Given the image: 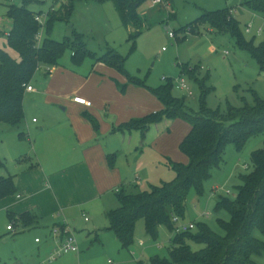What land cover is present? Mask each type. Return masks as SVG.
I'll return each instance as SVG.
<instances>
[{
    "label": "rangeland",
    "instance_id": "374dc122",
    "mask_svg": "<svg viewBox=\"0 0 264 264\" xmlns=\"http://www.w3.org/2000/svg\"><path fill=\"white\" fill-rule=\"evenodd\" d=\"M31 1L28 9L32 12L57 10L59 6L58 1L53 0ZM153 1L144 3L138 9L144 24L140 34L134 39L133 51H131L132 42H129V35L134 32V29L122 26L110 1H75L71 17L68 20L56 21L48 36L56 42L84 41L86 51L95 57H101L107 52L117 54L125 59L123 66L126 74L144 81L148 87L156 88L165 84L166 80L171 81L172 95L183 100V109L187 114H195L198 111L199 89L193 80L197 78L202 81L206 75L209 76L206 87L211 88L206 104L212 110L220 108L224 111L226 104L241 107L244 104L241 98L247 104H252L253 98L249 88L253 89L259 99L264 100V74L259 72L255 60L247 53L238 50L229 35L212 33L208 25L198 26L194 22L203 12L228 9L230 15L239 22L246 40L253 38L254 44L258 45L264 39V15L249 11L244 4L253 0H159L156 4ZM20 5L21 0L10 2L0 0V50L9 53L13 58H17V55L7 47L6 43L8 32L12 27L7 13L9 6L19 7ZM248 25L251 26V34L244 32ZM169 33H173L174 37H169ZM46 34V30L42 29L41 37L45 38ZM77 35L82 38H75ZM107 68L112 69L105 63H95L90 56H84L78 64H75L71 51L67 49L50 75L45 76L43 72L36 73L30 83L35 93L25 94V118L21 126L11 128L0 124V161L8 174L15 177L18 168L28 165L21 161L25 158L29 146L34 145L35 135L34 132L27 133L29 129L25 130L27 119L29 118L30 121L35 119L38 124L33 127L38 128L45 120H48L47 113L53 117H61L62 114L59 111H63L62 106L59 107L57 104L60 101L54 100L53 97L63 92L71 97L79 94L83 82L78 78L100 77L105 75L104 70ZM186 68L194 70L192 78L182 75V69L186 72ZM118 77L119 75L114 79L118 80ZM180 78L185 79L192 96H187L186 92L178 89L177 82ZM118 83L126 85L127 81ZM49 103L55 105L50 107ZM132 110L134 112L132 118H140L138 117L141 116L140 112H144L142 106L139 109L133 107ZM173 123L171 133L175 132L174 142L179 137L182 141L189 132L190 126L182 119L173 120ZM149 127L150 130L148 129V134L146 133L149 144L145 148H140L149 155L148 161L144 160L143 168L134 163L135 154H124L119 158L126 167L127 174L130 175L128 181H138L136 185L141 191L147 190L149 185L156 186L161 182L171 181L174 178V172L170 169L168 162L178 163L172 158V161L165 158L158 161L147 152L154 153L156 150L150 143L158 134L157 125L153 124ZM19 134L23 135L21 139L18 138ZM29 134L32 135L29 136ZM28 136L31 137V142ZM46 136L47 140L52 139L51 135ZM170 143L173 145V156L175 155L176 159L179 157L187 160L179 150L180 142L175 145L171 139ZM263 144L264 133L249 139L240 152H237L232 145H228L222 156V164L212 171V177L203 184L202 195H198L194 189L190 190L185 202L184 217L174 221L175 227L180 228L190 224L196 227L202 223L217 235L223 236L224 232L219 226V221L228 222L230 217L225 210L215 211V204L219 197L234 200L236 188L241 185L239 176L250 171L251 155L261 149ZM74 154L77 156V152ZM137 160L140 163V160ZM4 168L0 166L1 176L7 174ZM134 168L137 171L135 174ZM227 191L230 192L229 195ZM115 193V190L109 192V195L103 198V204H100L106 208L107 212L118 207ZM15 196L16 194L11 197ZM11 197L7 198L11 199L10 202H14ZM7 198L0 200V264H108V260L114 264H150V260L156 256L169 260L170 239L174 233H169L165 227H160L156 238L153 239L145 234L141 220L136 225L134 244L129 250H125L114 233L106 230L108 222L104 213L96 215L95 221L92 219L97 209L94 206L96 204L91 205L89 209L84 208L83 211L81 209L71 214L72 220L76 222L77 232L74 236L78 252L61 254L52 258L60 246L59 241L51 237L49 228L53 225L49 223L48 229L37 227L29 230L17 221L14 226L15 232H12ZM106 201H108L107 204ZM84 216L93 220L94 223H85ZM95 228L100 229V242L91 246L84 239V234ZM195 231L196 228L192 232ZM35 240L38 242L36 243ZM189 245L195 251L201 248L191 242ZM260 263L264 264V260H260Z\"/></svg>",
    "mask_w": 264,
    "mask_h": 264
},
{
    "label": "trees",
    "instance_id": "16d2710c",
    "mask_svg": "<svg viewBox=\"0 0 264 264\" xmlns=\"http://www.w3.org/2000/svg\"><path fill=\"white\" fill-rule=\"evenodd\" d=\"M57 1L58 9L47 13L43 28L47 34L40 41L35 37L42 29L34 21L35 12L28 9L32 1L21 0L19 7L9 6L7 17L12 27L6 43L17 58L0 50V124L12 128L21 126L24 121L25 87L30 85L38 72H43L45 76L50 75L67 49L71 51L75 64L84 56L92 57L95 63L107 64L123 75L128 85L145 89L157 98L163 107L159 112L131 119L121 128L136 129L144 134L149 126L163 119H182L189 124L190 130L179 144V150L187 158V163L168 162L174 172V178L156 186L149 185L147 190H139L136 184L123 186L115 193L118 207L105 214L108 222L106 230L114 233L125 250H129L134 244L136 225L141 220L145 234L153 239L156 238L160 227L174 233L170 239L169 260L156 256L150 260V264H261L260 260H264V144L261 149L252 153L250 171L239 176L241 185L236 188L234 200L219 197L215 204V211L225 210L230 217L228 222L219 221L223 236L217 235L202 223L195 227L194 233L193 230L176 233L174 221L183 219L185 202L191 189L202 195L203 184L212 177V171L222 164V156L228 145L240 152L249 139L264 133V100L259 99L253 89L249 88L253 98L252 104H247L241 98L244 103L241 107L226 104L224 111L220 108L212 110L206 104V99L211 93V88L206 87L209 79L206 75L202 81L197 78L193 80L199 89L198 111L195 114H187L183 109V100L172 95L171 81L166 80L165 84L156 88L148 87L144 81L129 77L123 66L125 59L113 52L95 57L86 51L84 41L56 42L50 39L48 35L52 25L56 21L68 20L77 0ZM95 1H110L122 26L134 29L129 35L133 51L134 39L140 34L144 24L138 9L153 0ZM244 4L249 11L264 15V0H253ZM39 13L41 12H36ZM194 22L198 26L208 25L212 33L229 35L236 48L255 60L259 72L264 74V39L258 45L254 44L253 38L246 40L239 22L230 15L228 9L203 12ZM76 37L82 38L79 35ZM181 72L182 75L192 78L194 70L188 68L186 72L185 69ZM126 85L120 87V91L123 92ZM87 119L96 129V121L89 116ZM22 136L18 135L19 138ZM114 159V155L107 156L110 167L113 166ZM0 166H3L1 161ZM15 194L14 177H0V200ZM16 218L12 214L9 215L12 224L18 221L24 228L31 227L36 220L29 212ZM59 230L60 236H63V228L59 227ZM190 242L201 248L193 250Z\"/></svg>",
    "mask_w": 264,
    "mask_h": 264
},
{
    "label": "crops",
    "instance_id": "0c3cea01",
    "mask_svg": "<svg viewBox=\"0 0 264 264\" xmlns=\"http://www.w3.org/2000/svg\"><path fill=\"white\" fill-rule=\"evenodd\" d=\"M104 71L105 75L100 77L86 79L77 77L83 82L79 94L71 97L63 92L53 97L54 100L60 101L57 105L62 106L63 111H59L61 117H53L47 113L48 120L38 128L33 127L38 124L37 121L35 119L30 121L28 118L25 130L29 129L27 133L34 132L35 135L34 145L29 146L25 158L21 161L28 165L18 168L15 177L8 174L7 169L2 166L7 174L0 177L13 176L16 188V196L11 197L14 202H10L11 199L7 198L8 217L12 214L17 219L16 217L23 213H31L36 220L27 228L29 230L37 227L48 229V224L51 223L53 225L49 228L51 237L57 239L60 245L63 236H53L52 230L62 227L76 236V222L71 218L72 213L81 209L83 211L84 208L89 209L91 205L96 204L94 206L97 209L92 216L95 221L96 215L107 213L106 208L100 204H103V198L109 195V192L114 190L117 192L123 186L137 184L138 181H128L130 175L127 174V169L119 158L124 154H135L134 163L143 168L144 160L148 161L149 155L140 148H145L149 144L147 131L150 127L144 134L136 129L121 128L131 119H136L132 118L134 115L132 108L143 107L144 112H140L141 116H138L140 118L163 109L157 98L143 88L128 85L123 92L120 91L119 87L125 85H119L118 82L123 83L126 78L114 69L107 68ZM117 75H119L118 80H115L114 77ZM33 93H35L34 88L32 92L25 94ZM74 97L84 98L90 106L74 103ZM53 105L55 104H48L50 107ZM88 116L96 121V129L87 119ZM154 125L158 126V134L150 145L156 150L154 153L147 152L158 161L165 159L172 161V158L178 163L186 164L187 160L179 157L176 159L175 155L173 156V145L170 140L173 139L175 145L181 142V137L174 142L175 132L171 133L174 127L173 120L163 119ZM47 134L51 135L52 139L47 140ZM108 155L115 157L112 167L108 165ZM136 172L134 168L133 173ZM84 217L88 219L85 221L83 218L85 223L93 222L87 216ZM92 225L95 227L94 224ZM99 231L100 229L97 228L87 231L84 234L86 242L91 246L99 243Z\"/></svg>",
    "mask_w": 264,
    "mask_h": 264
},
{
    "label": "built area",
    "instance_id": "2783aa9c",
    "mask_svg": "<svg viewBox=\"0 0 264 264\" xmlns=\"http://www.w3.org/2000/svg\"><path fill=\"white\" fill-rule=\"evenodd\" d=\"M2 1L10 2L11 0H2ZM53 1H57V0H53ZM158 1L159 0H154L153 3L156 4ZM47 13H48V11L41 12L39 14H36V12H35L34 21L36 23H38V25L41 27V29H43L45 26V23L47 20ZM40 32L35 37V39L37 41H40V39H42ZM244 32L246 34H251V26L248 25L245 28ZM169 37L173 38L174 34L169 33ZM177 84L179 87L178 89L186 92L187 96H192V92L190 91L189 87L187 86V83H186L184 78H180L179 81L177 82ZM32 91H33V88L31 85H28L25 87L26 93H29ZM73 102L78 104V105L90 106V103L81 97H74ZM245 168H246V166H245ZM227 194L229 195L230 192L227 191ZM84 220L88 221V219L86 217H84ZM194 229H195V225L190 224V225H186V226L185 225L181 226L180 228L176 227L175 232L176 233H185L188 231H192ZM11 230H12V232H15L14 224L11 225ZM52 234H53V236H59L61 233H60V230L56 228V229L52 230ZM62 234H63V241H62L61 245L59 246V249L56 251L55 255L52 256V258H55L56 256H60L61 254L77 253L78 252V247H77L76 240H75L73 233L70 232L68 229H63ZM109 264H113V263L111 261H109Z\"/></svg>",
    "mask_w": 264,
    "mask_h": 264
}]
</instances>
